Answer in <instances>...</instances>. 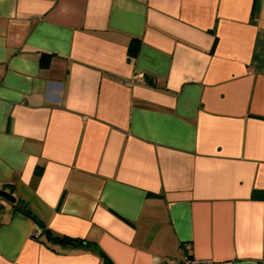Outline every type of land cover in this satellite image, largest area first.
Listing matches in <instances>:
<instances>
[{"label": "crops", "instance_id": "0c3cea01", "mask_svg": "<svg viewBox=\"0 0 264 264\" xmlns=\"http://www.w3.org/2000/svg\"><path fill=\"white\" fill-rule=\"evenodd\" d=\"M0 189V264H264V0H0Z\"/></svg>", "mask_w": 264, "mask_h": 264}, {"label": "trees", "instance_id": "16d2710c", "mask_svg": "<svg viewBox=\"0 0 264 264\" xmlns=\"http://www.w3.org/2000/svg\"><path fill=\"white\" fill-rule=\"evenodd\" d=\"M139 42H140L139 39H135V38L131 39V41H130V43L128 45V55H129V57H134L137 54L138 48H139ZM49 57H50L49 54H45V53L41 54L40 60H39L40 64L42 66L47 65V63L49 61ZM263 194L264 193L262 191L254 190L252 192L251 196H252V198L261 199L263 197ZM27 214L29 216L34 217L36 219L35 215H33L31 213H27ZM37 223L41 227L43 226L41 220H38ZM41 234H44L45 237H47V239H52L54 241H57V242H60V243H64V244H69V245L87 244V242H85L84 240H82L80 238L51 235L50 231L48 229H44V228H43V230H41L40 235ZM99 254L102 255L104 259H106V255L102 251H100ZM106 260H107V264H111L110 261H108V259H106Z\"/></svg>", "mask_w": 264, "mask_h": 264}, {"label": "water", "instance_id": "95a60500", "mask_svg": "<svg viewBox=\"0 0 264 264\" xmlns=\"http://www.w3.org/2000/svg\"><path fill=\"white\" fill-rule=\"evenodd\" d=\"M0 197L9 201L10 203H15L16 202V197L13 196L10 192H7L3 189H0ZM2 204H0V208H2Z\"/></svg>", "mask_w": 264, "mask_h": 264}, {"label": "built area", "instance_id": "2783aa9c", "mask_svg": "<svg viewBox=\"0 0 264 264\" xmlns=\"http://www.w3.org/2000/svg\"><path fill=\"white\" fill-rule=\"evenodd\" d=\"M180 264H209V263L198 259H190L189 257H186L181 261Z\"/></svg>", "mask_w": 264, "mask_h": 264}]
</instances>
